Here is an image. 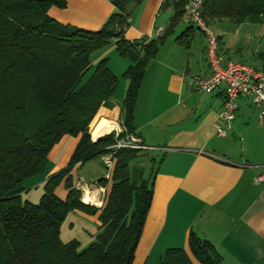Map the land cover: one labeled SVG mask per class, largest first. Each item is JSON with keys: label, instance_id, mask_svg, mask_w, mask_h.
Wrapping results in <instances>:
<instances>
[{"label": "trees", "instance_id": "trees-1", "mask_svg": "<svg viewBox=\"0 0 264 264\" xmlns=\"http://www.w3.org/2000/svg\"><path fill=\"white\" fill-rule=\"evenodd\" d=\"M108 1L114 11L89 32L48 16L50 7L63 9L64 0H0V264L133 262L152 200L153 173L144 177L147 150L113 153L109 177L98 179L105 187L99 208L83 204L71 181L74 165L107 154L115 138L111 131L94 141L93 131L105 120H100L98 107H108L118 78L106 65L108 57L92 67L91 55L112 43L114 52L129 60L121 74L129 84L120 105V126L133 134L132 112L145 65L183 18L188 0H164L163 6L172 7L167 28L157 37L131 41L124 32L141 0ZM200 12L206 26L221 19L264 24V0H202ZM64 136L77 138L67 165L45 179L36 204L22 201L24 181L44 172L48 153ZM60 182L66 189L61 199L54 194ZM74 211L96 215L99 223L95 238L82 249L76 239L59 238L62 220ZM187 245L188 253L168 248L153 264L221 261L213 245L193 231Z\"/></svg>", "mask_w": 264, "mask_h": 264}, {"label": "crops", "instance_id": "crops-1", "mask_svg": "<svg viewBox=\"0 0 264 264\" xmlns=\"http://www.w3.org/2000/svg\"><path fill=\"white\" fill-rule=\"evenodd\" d=\"M64 1L63 9L50 7L48 16L63 25L89 32L100 28L114 11L108 0ZM163 1L141 0L132 10L125 29L127 41L151 39L167 28L172 7L163 6ZM162 17L163 21H159ZM178 23L157 47L155 57L146 63L132 112L134 136L150 147L145 152L144 171L153 173V187L131 264H153L168 248L180 247L188 253L190 231L213 245L221 257L218 264H264V181L255 179L264 174V120L260 121L258 115L264 105L256 107L249 99L238 98L231 130L224 138H218L214 124L216 112L222 107L223 91L215 88L210 94H204L195 92L190 85L192 76H209L207 42L204 38L203 43L195 45L191 36L193 29L176 40L188 26L181 28ZM217 23L226 24L224 19L213 24ZM228 24L232 27L220 25L215 34L220 60L260 69L264 65V24ZM157 27L163 30L157 31ZM178 31L181 34L174 35ZM120 57L124 60H121L119 76L129 66L126 57ZM120 82V93L115 92L118 84L108 107L101 105L97 111L101 112L100 120L110 121L115 128L121 125L120 105L129 84L123 76ZM105 133L102 135L109 132ZM76 139L65 136L60 139L47 155L45 168L50 165L47 176L29 185L36 181L43 185L51 173L67 165ZM99 164L102 166L100 160ZM82 166L76 164L70 171L75 186L85 184L79 173ZM98 179L89 183L94 187L85 184L84 190L80 189L83 204L99 208L105 187L98 185ZM54 194L64 198L66 189L62 182ZM72 214L92 224L97 231L96 215L80 211Z\"/></svg>", "mask_w": 264, "mask_h": 264}, {"label": "built area", "instance_id": "built-area-1", "mask_svg": "<svg viewBox=\"0 0 264 264\" xmlns=\"http://www.w3.org/2000/svg\"><path fill=\"white\" fill-rule=\"evenodd\" d=\"M200 8H202V0H188L181 14L188 25L201 30L207 42L205 53L206 63L210 68L209 76L206 78L200 75L192 76L190 85L195 92H203L204 94H210L215 88H221L223 91L222 107L216 112L217 122L214 124V130L218 138H224L231 130L232 121L235 119L238 98H247L256 107L264 105V65L260 69H256L250 64L246 65L237 61L222 62L216 52L218 40H216L213 30L205 25ZM156 30L161 31L163 28L157 27ZM258 115L260 121L264 120V109ZM111 131L115 137L109 147L111 150L101 156L104 169L107 172L104 176L105 179L109 177L112 156L115 151L123 148L142 150L150 148L143 145L136 135L128 133L123 126L113 127L109 132ZM255 179L258 182H263L264 174L256 176ZM76 185L77 188L82 189V185ZM81 201L85 203L83 199ZM100 204L101 202H99L98 207Z\"/></svg>", "mask_w": 264, "mask_h": 264}, {"label": "rangeland", "instance_id": "rangeland-1", "mask_svg": "<svg viewBox=\"0 0 264 264\" xmlns=\"http://www.w3.org/2000/svg\"><path fill=\"white\" fill-rule=\"evenodd\" d=\"M222 20V19H221ZM159 21H163V17L160 18ZM224 22H226V24L224 23H220L221 26H226L227 29H229L228 26L232 27L229 21H227L226 19H224ZM215 22L210 23L208 26V28H211L214 32V35L218 32V28L220 29V25L219 23L217 24H213ZM228 24V25H227ZM187 22L186 20H181L178 23L179 27H185L187 26ZM256 25V24H253ZM191 29H193V34H191L193 41L195 42V45L198 43H203V40L205 37L202 34L201 30L199 28H196L195 26L192 27ZM232 30L228 31L227 33H231ZM220 33V32H219ZM181 34L180 31L176 33H174V35H179ZM218 42V41H217ZM247 46H249V44H247ZM105 57H109L108 61V66H110V68L114 71V73H116V76L118 78V84L119 86L116 87V94L120 93V87L122 86L121 81V75L119 76L118 74H120V69L122 67V61L124 60L122 57L117 56V54L114 52V46L112 45H107L104 49H99L96 50L92 53L91 58H92V67L93 65L101 58H105ZM126 62L128 63V65H130L129 60L127 59ZM91 73V71L89 70L86 75L87 76ZM117 84V85H118ZM101 117V116H100ZM100 121V120H99ZM91 124V123H90ZM89 124V126H90ZM89 126H88V132H89ZM90 134V133H89ZM109 134V133H108ZM91 136V134H90ZM105 136V135H102ZM94 137V135H93ZM92 139V137H91ZM90 139V140H91ZM97 140V139H96ZM95 140V141H96ZM93 142V140H91ZM102 156V155H101ZM101 156L99 157L100 163L103 166V160H101ZM99 160L98 159H89L88 161L85 162V164L80 168L79 173L81 174V178L83 180V182L86 184L87 187H94L95 185L93 183L89 184L90 182H96L97 179L99 177H103L106 175V171L104 169V167L100 166L99 164ZM50 165L47 166V168H45L44 172L42 174H36L34 177L30 178L29 180L27 179L24 182V186H25V191H22V194L20 195L21 200H28L29 202L36 204L39 200V196L42 194L43 191V187L42 184L39 181H36L33 185H29L30 183L34 182L35 180L38 179H44V177L47 176V170ZM146 175H148V173H146L144 175V177H146ZM82 183V182H81ZM83 184V183H82ZM85 184L82 187V189L85 188ZM102 186V185H101ZM99 188V187H98ZM101 188V187H100ZM88 194V192L86 193ZM88 197L90 198L89 194ZM83 199L81 198L80 195V200ZM61 227L59 229V238H61L62 241H71V240H78L79 242V246L82 248L86 247L88 245V243L93 240L95 238V234L97 231H95L94 226L92 224L86 223L82 220H80V218H77L75 216V214H72V212H70L69 214L67 213V215L64 217V219L62 220V223L60 224ZM71 225V226H70ZM72 239L70 240L69 238ZM88 243H85L88 241V239H90ZM152 264V263H151Z\"/></svg>", "mask_w": 264, "mask_h": 264}, {"label": "bare ground", "instance_id": "bare-ground-1", "mask_svg": "<svg viewBox=\"0 0 264 264\" xmlns=\"http://www.w3.org/2000/svg\"><path fill=\"white\" fill-rule=\"evenodd\" d=\"M111 128H113V123H111L110 121L102 120L93 131L94 137L99 138L103 133L109 132Z\"/></svg>", "mask_w": 264, "mask_h": 264}, {"label": "water", "instance_id": "water-1", "mask_svg": "<svg viewBox=\"0 0 264 264\" xmlns=\"http://www.w3.org/2000/svg\"><path fill=\"white\" fill-rule=\"evenodd\" d=\"M94 141H95V140H94ZM94 141H93V142H94Z\"/></svg>", "mask_w": 264, "mask_h": 264}]
</instances>
